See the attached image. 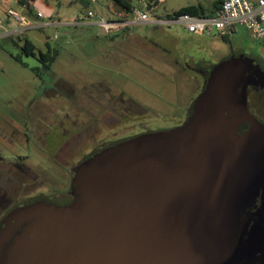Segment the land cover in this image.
<instances>
[{
    "label": "water",
    "instance_id": "water-1",
    "mask_svg": "<svg viewBox=\"0 0 264 264\" xmlns=\"http://www.w3.org/2000/svg\"><path fill=\"white\" fill-rule=\"evenodd\" d=\"M223 66L191 104L187 131L90 158L71 196L12 219L0 264H245L264 136L236 135L235 81Z\"/></svg>",
    "mask_w": 264,
    "mask_h": 264
},
{
    "label": "rangeland",
    "instance_id": "rangeland-1",
    "mask_svg": "<svg viewBox=\"0 0 264 264\" xmlns=\"http://www.w3.org/2000/svg\"><path fill=\"white\" fill-rule=\"evenodd\" d=\"M11 2L18 13L23 14V11H26V6L20 5L16 0ZM111 2L113 0H96L87 7L81 0H37L32 5L33 14L39 10L46 17L59 19L61 22L55 26H35L20 34L0 38V153L10 159L17 155L27 156L25 162L38 172L41 184L48 189H57L67 184L69 169L59 166L62 158L50 150L56 143L55 126L43 123L40 128L41 118L37 117L39 109L36 106L54 95L56 88L67 92L70 85L79 88L86 84V80L92 75L105 76L123 90L135 91L130 93L139 96L143 102L152 103L160 113L149 111L148 115L166 122L172 120V117L183 118L185 109L187 110L192 102V97L199 95L200 90L189 87L190 81H185L181 74L180 77L178 75L176 77L175 74L172 77L170 73L154 68L147 73V70L145 72L133 64H108L101 61L103 56L101 45L105 43L109 46V36L98 26H76L71 23L81 10L91 8L97 10L106 19L114 17L116 15L114 10L111 12L107 9V4ZM149 2L153 8L152 16L155 14L162 20H168L173 17L175 11L192 4H200L205 12L210 13L214 10L216 0H165L159 4L154 0ZM134 28L132 32L145 35L144 45L147 48H152L159 54L169 52L165 55L172 58L173 63L175 58L179 57L180 62L177 64L179 68L184 65L193 66L195 63L198 66L196 60L201 58L204 63H200L199 67L209 68L210 65L224 59V56H231L241 50L264 52L261 43L254 40L251 32L244 26H239L229 40L214 34L209 36L200 34L202 37L195 42L182 39L172 43L167 41L169 38L167 34L177 33L182 28L181 24L139 23ZM26 39L35 44L37 54L40 51L47 52L46 41H49L51 48H57L59 51L58 59L52 65V71L45 75L46 82L37 77L31 69V66L41 65L38 58L21 53L20 45L24 44ZM216 51L222 52L223 57L216 55ZM19 54L29 66L26 67L15 59L14 56ZM192 68L194 70V67ZM185 70L190 74L194 73L188 68ZM34 120L38 122L36 128L39 130L36 133L31 124ZM27 121L29 127L25 124ZM13 130L27 133L28 137H31L30 142L17 139L16 135L12 134ZM47 136H49L48 140L45 138ZM82 153L74 156L71 162L81 158Z\"/></svg>",
    "mask_w": 264,
    "mask_h": 264
},
{
    "label": "flooded vegetation",
    "instance_id": "flooded-vegetation-1",
    "mask_svg": "<svg viewBox=\"0 0 264 264\" xmlns=\"http://www.w3.org/2000/svg\"><path fill=\"white\" fill-rule=\"evenodd\" d=\"M257 41L264 49V40ZM126 42L130 45V41ZM105 45L102 43V47ZM141 50L126 52L121 58H116L115 62L112 58L107 63L133 64L143 71L147 70V73L154 68L172 76L175 74L165 53L159 54L147 46ZM223 58L209 68H200L204 60L198 59V66L196 63L192 66L194 73L188 76L189 72L185 70L187 66L184 65L178 69V75L190 81L192 89L198 88L200 94L212 70L225 64L219 69L220 72L228 68L235 81L234 107L237 112L235 119H238L236 135L243 136L257 130L264 136V52L241 50ZM101 61L105 63L102 58ZM236 64H239V69L235 73L233 70L230 72L231 67H237ZM86 81L79 88L70 85L67 92L56 88L54 95L36 106L39 109L37 117L41 118L40 128L43 123L56 128V143L50 150L62 158L59 166L64 169L69 167L67 184L57 189H48L41 184L38 172L25 162L27 156L17 155L16 159H10L0 153V235H3L2 232L16 216L34 211L44 201H59L71 196L75 172L90 158L131 143L137 137L149 136L162 140L189 129L185 127L190 115L189 105L198 96L195 99L192 97V102L189 101L191 103L185 109L183 118L172 117V120L166 122L149 116V111L160 113L159 109L148 101L143 102L139 96H134L132 93L135 91H125L105 76L92 75ZM25 124L30 126L28 121ZM31 124L36 133L39 130L36 128L38 122L34 120ZM12 134L22 142L29 143L31 140L27 133L19 130H13ZM45 138L48 140L49 136ZM80 152H83L81 158L71 162ZM245 218L248 223L245 241L249 247V257H246L245 264H264V182L259 185L253 203L246 209ZM4 238L2 236L0 240Z\"/></svg>",
    "mask_w": 264,
    "mask_h": 264
},
{
    "label": "built area",
    "instance_id": "built-area-1",
    "mask_svg": "<svg viewBox=\"0 0 264 264\" xmlns=\"http://www.w3.org/2000/svg\"><path fill=\"white\" fill-rule=\"evenodd\" d=\"M156 4L163 3L165 0H154ZM144 4V9L140 4L133 3L129 8L122 11L115 10V18L106 19L103 15L91 13H81L75 20V23H81L84 16L97 18V21L106 29L107 32L114 31L127 24L125 19L130 15L134 16L133 22H147L152 20V6H149L147 0H139ZM9 17L16 20L20 25L25 27L31 26V23L18 13L14 8L7 9ZM38 18H47L42 11H37ZM48 24L55 22L52 18L48 19ZM156 22H166L168 24H181L191 33L216 34L221 37H230L235 33L239 26L246 27L251 36L257 40H264V0H222L220 7L214 14H195L190 12H176L168 20L156 18ZM4 26L3 19L0 18V28ZM57 35H55L56 37ZM52 39V37H50Z\"/></svg>",
    "mask_w": 264,
    "mask_h": 264
},
{
    "label": "crops",
    "instance_id": "crops-1",
    "mask_svg": "<svg viewBox=\"0 0 264 264\" xmlns=\"http://www.w3.org/2000/svg\"><path fill=\"white\" fill-rule=\"evenodd\" d=\"M81 1H84L86 3L87 7L89 5H91V2L92 3L96 2V0H81ZM147 1L149 3L150 0H147ZM16 2H17V0H16ZM133 3L140 4L139 0H133ZM140 6H141L142 9H144V4L141 3ZM10 7L14 8L16 10V8L12 4L11 0H0V18L3 19V21H4V26L2 28H0V38H2L4 36L5 37L6 36L9 37V36H13V35H16V34H20L24 30L33 28L35 26L36 27L49 26V25L50 26H55V25H58L61 22L59 19H57V20L53 19L55 21V22H53V24L46 25L47 22H49L48 19L51 18V17L38 18L36 16V14L31 13L29 15L28 10L26 9V11H23L22 15H24V17L29 21V23H31V26L25 27V25H20L16 20H14L13 18L9 17V15L7 14V9L10 8ZM107 9L111 10V12H112V10H114V11L115 10H119V11L124 10V8L120 4H118V3L114 2V1L107 4ZM215 11H216V8L214 7V10L212 12H210V13L205 12V15L214 14ZM91 12H93L95 14H99V12L97 10H94L92 8L91 9H86V10H81V12L76 16V18L73 20V22L71 24H74L76 26H98V27L101 28V30L107 36H109L108 37L109 46L106 45V46L102 47V45H101V49H102L101 53L104 52L103 56H102V59H103V61H105V63H107L108 61H111L112 58H114L113 61L115 62L116 58H121L124 55V53H126V52H131V53L136 52V51L140 52V50L142 48L146 47L144 45L145 44L144 38H146L145 35L143 36L142 33L137 34L136 32L135 33L132 32L135 29L134 26L138 25L139 23H146V24H153V25H158L159 23H164V22H156V18H160V17L156 16L155 14H153V16L151 18L152 20L147 21V22H138V21L133 22L134 16L130 15L129 19H125L127 24H125L122 27H120L118 29H115L114 31H111V32H107L106 29L97 21V18L95 19V18H89L88 16H84L83 21L81 23H75V20L80 16L81 13L87 14V13H91ZM100 15H101V13H100ZM115 16L114 17L111 16V17L115 18ZM181 26H182V28L177 33L176 32L175 33L169 32L167 34L168 37H169V38H167V41L169 43H172V41H175V40L179 41V40H182V39H185L187 41H194L195 42V41L200 40V37H202V35H207V36L212 35V34H207V33H191V32H189L186 29V27L184 25H181ZM200 34H202V35H200ZM214 35H216V34H214ZM232 36H233V34L230 37H228V39H230ZM126 41H130V45L126 44L127 43ZM214 42H216V41H214ZM166 53H169V52H166ZM221 53H217V51H216L215 54L216 55H220V56L224 55V54H221ZM178 58L179 57H176L175 58V63H173L172 62V58L167 57L168 63H170V66L174 70L176 77L178 75V69H179V66L177 64L180 62V61H178L179 60ZM173 59H174V57H173ZM201 59H203V58H201ZM117 61H119V60H117ZM187 68L192 70V65L191 66H187ZM189 75H190V73L188 74V76ZM178 76L180 77V75H178ZM186 76H187V73H186ZM189 87H191V86L189 85Z\"/></svg>",
    "mask_w": 264,
    "mask_h": 264
},
{
    "label": "trees",
    "instance_id": "trees-1",
    "mask_svg": "<svg viewBox=\"0 0 264 264\" xmlns=\"http://www.w3.org/2000/svg\"><path fill=\"white\" fill-rule=\"evenodd\" d=\"M37 0H17L20 5L26 6L29 12V15L32 13V5L35 4ZM116 3L120 4L124 9L129 8L133 4V0H113ZM222 0H216L215 8L218 9L220 7ZM149 6H152L151 2H149ZM180 12H190L195 14H205L204 8L199 5H187L182 7L180 10L176 11ZM224 39L228 40V37H223ZM47 52L40 51L39 54L35 52V44L26 39L24 44L20 45L21 53L26 55H33L38 58L41 62V65L31 66L32 71L34 74L39 77L40 79L44 80L45 75L52 71V65L55 63L57 57L59 56V51L57 48H51L49 41H46ZM17 61H19L24 66H29V64L23 61L21 54L14 56Z\"/></svg>",
    "mask_w": 264,
    "mask_h": 264
}]
</instances>
